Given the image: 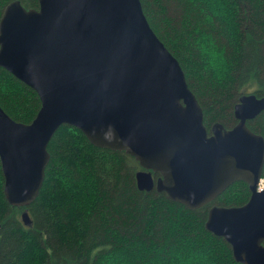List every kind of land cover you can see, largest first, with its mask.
I'll return each instance as SVG.
<instances>
[{"label":"water","instance_id":"water-1","mask_svg":"<svg viewBox=\"0 0 264 264\" xmlns=\"http://www.w3.org/2000/svg\"><path fill=\"white\" fill-rule=\"evenodd\" d=\"M0 68L32 88L40 107L29 123L0 106V165L7 202L27 207L39 194L47 146L64 124L96 147L125 151L141 168L137 187L164 192L188 209L217 198L236 181L249 190L240 206L212 205L206 229L222 237L241 264H264V137L246 124L264 96L245 93L237 123L203 110L177 58L151 28L140 0H38L8 3L0 17ZM159 176L154 179V175ZM29 226L28 210L21 213Z\"/></svg>","mask_w":264,"mask_h":264},{"label":"trees","instance_id":"trees-1","mask_svg":"<svg viewBox=\"0 0 264 264\" xmlns=\"http://www.w3.org/2000/svg\"><path fill=\"white\" fill-rule=\"evenodd\" d=\"M11 1L0 0V17ZM17 1L38 6V0ZM140 1L179 61L206 129L214 122L233 126L242 94L264 96V0ZM0 106L29 123L40 99L0 68ZM246 124L264 137V110ZM47 150L43 184L27 207L5 199L0 165V264H241L205 222L212 205H243L245 182L191 210L164 192L140 190L135 175L142 168L133 156L94 146L76 127L61 125ZM25 208L29 226L21 220Z\"/></svg>","mask_w":264,"mask_h":264},{"label":"built area","instance_id":"built-area-1","mask_svg":"<svg viewBox=\"0 0 264 264\" xmlns=\"http://www.w3.org/2000/svg\"><path fill=\"white\" fill-rule=\"evenodd\" d=\"M256 190L257 191H263L264 190V174H261V176L259 177V179L257 181V185H256Z\"/></svg>","mask_w":264,"mask_h":264},{"label":"flooded vegetation","instance_id":"flooded-vegetation-1","mask_svg":"<svg viewBox=\"0 0 264 264\" xmlns=\"http://www.w3.org/2000/svg\"><path fill=\"white\" fill-rule=\"evenodd\" d=\"M261 97H262V96H261ZM238 100H239V99H238ZM237 102H238V101H237ZM237 102H236V103H237ZM263 110H264V109H263ZM263 110H262L261 112H263ZM233 116H234V110H233ZM257 116H258V115H257ZM257 116H255L254 118H256ZM234 118H235V117H234ZM254 118H253V119H254ZM235 120H236V118H235ZM250 120H252V119H250ZM247 121H249V120H247ZM214 123H215V122H214ZM214 123H212V125H213ZM236 123H237V120H236L235 124H236ZM235 124H234V125H235ZM212 125H211V126H212ZM234 125H233V126H234ZM211 126H210L209 129H207V131H208L209 134H210V132H211ZM233 126H231L230 128H232ZM224 127H225V126H224ZM225 128H226V127H225ZM226 129H229V128H226ZM263 170H264V166H263ZM157 174H158V173H156V174L154 175V179H156V178L159 176V174H158V175H157ZM262 174H263V172H262ZM153 190H155V188H154Z\"/></svg>","mask_w":264,"mask_h":264}]
</instances>
